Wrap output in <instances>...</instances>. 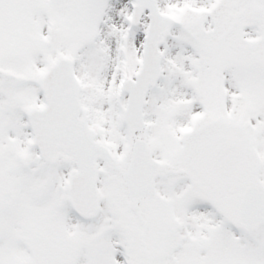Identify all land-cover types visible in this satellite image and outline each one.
Returning <instances> with one entry per match:
<instances>
[{
  "label": "snow or ice",
  "instance_id": "obj_1",
  "mask_svg": "<svg viewBox=\"0 0 264 264\" xmlns=\"http://www.w3.org/2000/svg\"><path fill=\"white\" fill-rule=\"evenodd\" d=\"M0 264H264V0H0Z\"/></svg>",
  "mask_w": 264,
  "mask_h": 264
}]
</instances>
